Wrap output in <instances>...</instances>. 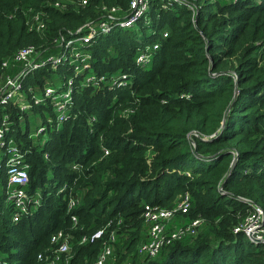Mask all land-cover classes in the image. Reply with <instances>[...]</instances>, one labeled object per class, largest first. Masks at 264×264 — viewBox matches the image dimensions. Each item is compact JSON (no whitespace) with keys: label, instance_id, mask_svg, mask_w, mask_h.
I'll return each instance as SVG.
<instances>
[{"label":"trees","instance_id":"obj_1","mask_svg":"<svg viewBox=\"0 0 264 264\" xmlns=\"http://www.w3.org/2000/svg\"><path fill=\"white\" fill-rule=\"evenodd\" d=\"M54 1L0 0V71L18 48L35 45L46 59L84 33L85 22L104 19L102 7L128 6ZM36 13L45 23L39 32L28 29ZM152 43L149 63L136 65L137 50ZM80 48L89 57L78 73L67 60L23 81L42 91L71 79L67 118L48 124L46 138L35 142L19 117L30 111L45 124L54 116L48 100L22 113L9 106L12 135L28 165L25 190L40 196L13 221L0 165V261L47 264L37 256L62 230L70 249L57 264H91L111 231L106 264H264V243L232 232L251 204L264 223V0H148L136 27L114 26ZM120 74L127 75L124 86L113 82ZM100 76L95 85L85 82ZM184 192L188 210L173 222L199 217V231L162 245L153 257L139 254L147 240L143 204L171 207ZM70 197L77 198L71 209ZM99 228L101 238L79 242Z\"/></svg>","mask_w":264,"mask_h":264},{"label":"built area","instance_id":"obj_2","mask_svg":"<svg viewBox=\"0 0 264 264\" xmlns=\"http://www.w3.org/2000/svg\"><path fill=\"white\" fill-rule=\"evenodd\" d=\"M64 0H55L54 5L64 7ZM148 0H128V6L125 11L117 7L106 9L102 7L104 19L95 22H85L83 25L86 31L78 33L70 40L64 43L61 53H51L46 59L41 57V51L32 44L18 48L12 56L1 62L0 71V151L3 153L1 164L5 168V202L12 205L13 221H18L22 214L28 212L30 205L39 203V193L29 194L25 188L28 184V165L25 161V152L18 143L17 139L12 135L13 120L9 111V106H14L20 110L28 111L34 104L41 101H49L52 105L54 116H49L45 120V124H41L36 131V136L43 135L48 124H59L67 118V107L70 102L71 79L68 78L66 84L56 88L53 85H46L42 91H38L33 86L24 88L23 81L25 77L35 69L49 65L52 69H56L58 64L70 61L72 65V73L76 74L84 67L89 54L86 50L80 48L81 45L88 44L95 36L105 34L114 26L121 28L136 27L138 20L143 16L147 9ZM179 1V0H175ZM87 0H79L80 5H85ZM114 12H124L122 17H117ZM81 26L77 28L75 33L79 32ZM45 23L40 13H36L28 25L29 30L36 32L42 31ZM165 34V33H164ZM59 38L53 41L58 42ZM61 43V42H60ZM77 46H79L77 48ZM157 48L156 43L149 46L145 45L137 50L134 57L136 65L146 66ZM102 76L95 80L93 77H87L86 83L92 85L102 80ZM113 78V77H111ZM118 86H124L127 82V75L120 74L113 79ZM25 115L20 116L22 120ZM104 154L107 151H103ZM0 164V165H1ZM73 167V166H72ZM77 203V198L70 197L68 199V208L71 209ZM189 196L186 192L179 195L175 204L171 207H162L145 203L142 206L141 218L147 224V240L137 246L139 254L153 257L156 255L160 247L171 240L194 236L202 224L199 217L193 218L186 223L180 225L174 224L177 214L181 215L188 210ZM251 210L245 217L232 227V232H242L246 237L254 242L264 243V223L262 210L256 205L251 204ZM72 225H75L74 216L71 217ZM104 234V229L99 228L91 232L89 235L81 236L79 242H92L99 239ZM51 245L48 253H40L37 256L39 261H46L47 264H57L62 260V256L70 249L69 235L59 230L52 234ZM114 241L113 232H109L106 236L101 248L96 253L91 264H106L112 251V242ZM0 264H3L0 261Z\"/></svg>","mask_w":264,"mask_h":264},{"label":"rangeland","instance_id":"obj_3","mask_svg":"<svg viewBox=\"0 0 264 264\" xmlns=\"http://www.w3.org/2000/svg\"><path fill=\"white\" fill-rule=\"evenodd\" d=\"M219 1H227V0H219ZM148 31H149V28L146 29V32ZM149 45L150 44H148L147 46ZM41 122H42L41 117L38 114L31 113L30 111L27 112L26 116L21 121L22 130L24 131L26 126H28L29 136H31L35 142H37L39 138L36 136V131L38 127H40V125L42 124ZM44 138H46V134L41 135V139H44ZM2 157H3V153L0 151V164L2 161ZM0 190H2V186H0ZM198 231L199 229L197 230V232Z\"/></svg>","mask_w":264,"mask_h":264}]
</instances>
